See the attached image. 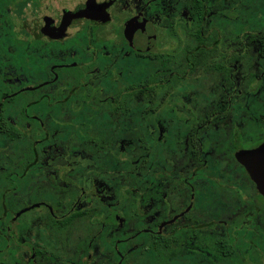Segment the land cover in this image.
<instances>
[{"label":"flooded vegetation","instance_id":"af4514ba","mask_svg":"<svg viewBox=\"0 0 264 264\" xmlns=\"http://www.w3.org/2000/svg\"><path fill=\"white\" fill-rule=\"evenodd\" d=\"M244 2L0 0V126L7 118L21 135L0 137L21 143L27 129L38 135L31 137L28 158L16 160L19 169L8 170L13 184L0 186L3 204L12 193L20 207L0 217L2 264L6 253L13 264H22L18 256L26 264H133L135 255V264H214L219 238L260 244L255 237L264 236V198L238 157L264 145L258 121L264 119L258 105L264 62L258 72H247L245 28L239 26L214 65L225 30L210 25L213 17L223 26L234 22L245 13ZM107 28L112 39L100 36ZM178 31L194 44L179 49L180 59L175 53L165 58V40ZM198 31L208 45L217 41L216 48L192 54L193 71L182 76L184 54L199 47ZM112 57L120 65L107 67ZM150 63L156 69L137 86L116 94L94 86L103 71L117 82L143 75ZM200 68L222 76H194ZM26 95L32 101L15 114L11 104ZM69 107L120 118L108 122L111 145L92 153L80 141L63 140L65 118L56 115ZM102 150L129 167L146 164L137 175L131 171L136 187L104 181ZM32 177L38 185H23ZM121 204L136 216L121 217Z\"/></svg>","mask_w":264,"mask_h":264},{"label":"rangeland","instance_id":"374dc122","mask_svg":"<svg viewBox=\"0 0 264 264\" xmlns=\"http://www.w3.org/2000/svg\"><path fill=\"white\" fill-rule=\"evenodd\" d=\"M69 1V0H68ZM71 2V1H70ZM69 2V4H70ZM244 5L246 6L245 13L241 14L239 16H236L235 21H226V26H223V21L220 19V17H213L210 25H218V27L225 30L224 32V42L221 44V47H219L216 52H214L215 59L213 60L214 65L219 62L220 55L226 56V50L227 45L229 43V38L234 39L236 35L231 34L232 32H236L239 30V26H243L245 28V37L246 41L250 43V47L246 49V65L247 70L250 69L249 64L252 60V55L256 53V49L259 46V43H257V40L264 36V0H246L244 2ZM27 19L31 18V15L29 14V11L26 10ZM100 35L103 39H112L113 34L110 32V30L104 29ZM175 36H177L175 39L169 40V38H166L164 43V50H165V58H171L173 56V53L177 55L175 59H180L181 53L179 52L180 48H183L185 45H192L194 44L189 36L186 37V33H183V31H178L175 33ZM178 38V39H177ZM230 41L232 42V40ZM250 39V41H249ZM179 41H181L182 46L177 44ZM114 57L110 58L108 60L107 67H114L120 65L119 63H116V61H113ZM156 69L155 63H150L148 65V70L144 72L143 75L137 76H125L121 79H119L117 82H113L110 80L111 75L110 73H105V71L102 72L100 76H102L98 81L94 83V86H101L104 93L108 94H116L119 90L129 88L131 86H137L143 81H147L152 76L154 70ZM111 72V71H109ZM200 74H195L194 76H214V79L216 76H222L221 74L217 73L215 70H205L204 68L199 69ZM253 72H258V70H253ZM191 82V81H190ZM194 84V81H192ZM191 82V83H192ZM254 88V87H253ZM33 97L31 95H26L22 98H19L17 101L13 102L11 104L12 111L16 114L19 113V110L26 105L27 103L31 102ZM258 105L261 106V108H264V91L260 94L258 97ZM179 104V103H178ZM261 110V109H260ZM94 114L96 117L94 118ZM62 115V116H61ZM61 115H56L57 117H60L59 120H61L62 117L65 118V123H62L59 126V129L61 130V135L63 140L71 141V142H78L80 141V145L84 150H88L89 152L97 153L100 151V148L104 149L105 147H109L111 145L109 137H108V122L112 119L114 121H119L120 118L114 117L112 114L110 119L102 113H95L90 112L89 108L84 107L79 110H75V108H67L66 111H64ZM124 116V115H123ZM122 118V117H121ZM136 122H139V120L135 117L134 118ZM53 120V119H52ZM258 121H261V123L264 124V119L259 118ZM60 122H63L62 120ZM29 132V135L27 139H25L23 142H11L7 139L0 137V186L5 185L7 187L11 186L13 183L10 182L7 178L8 170L11 172H15L19 169L18 166L15 165L17 162L16 160L23 161L24 159H27L28 156L27 153L29 152V147L31 145V137L35 139L37 135V131L35 129H27L26 133ZM107 143H103V140H107ZM111 139V138H110ZM95 140V142L93 141ZM256 144V143H254ZM103 151V150H102ZM142 152V151H140ZM103 154V160H102V166L106 167L107 173L104 175V181L107 183H118L125 186H131L133 185L132 181V170L134 174H138V172H141V168H144L146 164H143L141 168L140 162L138 165H133L129 167L128 165H124L121 160H112V156L108 153L107 150H104L101 152ZM25 154V155H24ZM19 161V162H20ZM98 165L101 164L99 161H97ZM5 165L10 168H7L6 171L2 170L1 167ZM129 168V169H128ZM131 169V170H130ZM138 177V176H136ZM139 178V177H138ZM138 182H141L140 179H136ZM23 185H38L35 178L32 177L25 182H23ZM8 203H7V209H13L11 211L10 216L14 215V211L18 210L19 207V200L15 196H13L12 193L8 196ZM128 207V206H127ZM125 205L121 204L117 206V210L120 211L121 217H131L136 216L135 210L127 208ZM135 207V206H134ZM3 208L4 204L2 202V199L0 198V217L3 215ZM240 219V218H238ZM237 219V220H238ZM232 222V221H230ZM261 228L264 232V213L261 216L260 219ZM84 231H89V226L86 224L84 225ZM88 234L86 233L85 236ZM257 235V234H256ZM251 239H254L251 237ZM256 240H259L260 244H256V253H251L249 250L246 252V260L243 257H240L239 262H236V264H264V240L260 237H255ZM104 241V237L101 238V243ZM12 248H15V245L12 244ZM6 264H13V261L8 253L4 254V257H2ZM20 258L22 264H26L25 257L18 256ZM134 258L136 260H140L138 258V255H135ZM214 264H230V262L220 259L219 255L215 251L214 253ZM136 260L133 261V264H135ZM170 263V262H169ZM168 263V264H169ZM140 264H143L140 262ZM145 264V262H144ZM154 264V263H152ZM174 264V263H170Z\"/></svg>","mask_w":264,"mask_h":264},{"label":"trees","instance_id":"16d2710c","mask_svg":"<svg viewBox=\"0 0 264 264\" xmlns=\"http://www.w3.org/2000/svg\"><path fill=\"white\" fill-rule=\"evenodd\" d=\"M199 21L201 24H203L205 21V16H199ZM197 36H198V40L200 42L199 47H197L196 51L188 49L187 52L184 54L185 59H187V60H186V69L184 70L182 76H187L190 73V71H193L192 68H193V62L194 61L192 58V54H194L197 51L198 52L201 51L202 48H203L204 54H205V51L207 49H209V47L216 48L217 41H214L213 45H210V44L208 45L207 41H205L206 39H203L201 31H198ZM249 41H250V39H249ZM257 43H259V46L256 49V53L251 54L252 60H251V64H250V69H248L247 72L248 71L251 72L252 70L257 68V64L260 63V61L264 62V36L259 38L257 40ZM246 47L247 48L250 47L249 42H247ZM205 57H206L205 55H203V58L201 56L202 60L203 59L205 60ZM224 68H225L224 65H221V66H218L217 69L220 70V69H224ZM262 81H264V80H262ZM0 134H3L4 136H6L7 138H9L13 141L20 139V137H21L20 132L14 126H12V124L8 121L7 118L5 119L4 124L0 126ZM29 170H30V168H28V167L25 168V171L23 172L22 178H24L26 176V174ZM8 179L11 182H14V173H9ZM156 181H157V178L151 179V183L155 182V184H156ZM133 182H134V180H133ZM137 185L138 184H136V183L133 184L134 187H136ZM134 198H137V196L134 195ZM12 210H13L12 208L10 210L7 209V206L4 204L2 216H10V214H8V213L11 212ZM0 232H1V230H0ZM262 238L264 240V236ZM248 239L249 238L246 237L245 240L244 239L242 240L243 241L242 244H240L239 246H236V243L232 242V239L229 237L228 238L227 237L219 238L215 241V250H217V254L219 255L220 259H224V260L230 262V264H236V262H239V261H242V263H243V260H240L239 258L244 256L243 258H245V260H246V256H248V255H246L245 251L249 250L251 252L254 249H257L253 245V243L250 244ZM251 240H253V239H251ZM154 243H157V242H154ZM151 246L157 248V246H154L152 244H151ZM2 249L3 248L0 246V251ZM237 250H239V251L242 250V254H240V255L235 254V251H237ZM252 253H256V252H252ZM1 262L2 261H0V264H2Z\"/></svg>","mask_w":264,"mask_h":264},{"label":"water","instance_id":"95a60500","mask_svg":"<svg viewBox=\"0 0 264 264\" xmlns=\"http://www.w3.org/2000/svg\"><path fill=\"white\" fill-rule=\"evenodd\" d=\"M238 159L256 184L257 193L264 198V145L251 151L246 159Z\"/></svg>","mask_w":264,"mask_h":264}]
</instances>
